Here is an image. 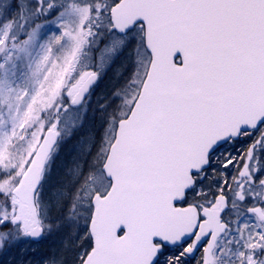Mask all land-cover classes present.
I'll use <instances>...</instances> for the list:
<instances>
[{
  "label": "snow or ice",
  "instance_id": "6c2138e0",
  "mask_svg": "<svg viewBox=\"0 0 264 264\" xmlns=\"http://www.w3.org/2000/svg\"><path fill=\"white\" fill-rule=\"evenodd\" d=\"M0 264H264V0H0Z\"/></svg>",
  "mask_w": 264,
  "mask_h": 264
},
{
  "label": "trees",
  "instance_id": "16d2710c",
  "mask_svg": "<svg viewBox=\"0 0 264 264\" xmlns=\"http://www.w3.org/2000/svg\"><path fill=\"white\" fill-rule=\"evenodd\" d=\"M101 85V94L106 92L111 87V80H107L105 78L104 81H102ZM98 123V121H97ZM59 246V239L56 237H53L50 241H48L46 244L40 246L38 245V249H42L44 251H51L54 250L56 247Z\"/></svg>",
  "mask_w": 264,
  "mask_h": 264
},
{
  "label": "rangeland",
  "instance_id": "374dc122",
  "mask_svg": "<svg viewBox=\"0 0 264 264\" xmlns=\"http://www.w3.org/2000/svg\"><path fill=\"white\" fill-rule=\"evenodd\" d=\"M107 80H111V73H109V75L107 77H105ZM102 79L99 83V85L96 88V95L92 97V101H93V106L95 105V101L97 99V97L101 94V83L102 81L105 80ZM75 143V140L69 141L68 144L64 145V147L62 148L61 152H60V162L63 163L65 161V158L68 156L69 151L72 147V145Z\"/></svg>",
  "mask_w": 264,
  "mask_h": 264
}]
</instances>
